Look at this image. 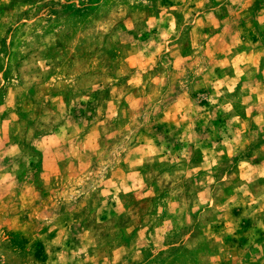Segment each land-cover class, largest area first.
<instances>
[{
	"label": "rangeland",
	"instance_id": "374dc122",
	"mask_svg": "<svg viewBox=\"0 0 264 264\" xmlns=\"http://www.w3.org/2000/svg\"><path fill=\"white\" fill-rule=\"evenodd\" d=\"M0 264H264V0H0Z\"/></svg>",
	"mask_w": 264,
	"mask_h": 264
}]
</instances>
